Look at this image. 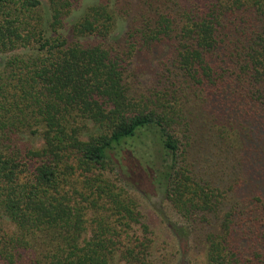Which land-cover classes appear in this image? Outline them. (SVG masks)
Returning <instances> with one entry per match:
<instances>
[{"label": "trees", "instance_id": "obj_1", "mask_svg": "<svg viewBox=\"0 0 264 264\" xmlns=\"http://www.w3.org/2000/svg\"><path fill=\"white\" fill-rule=\"evenodd\" d=\"M83 2L0 0V264H264V0Z\"/></svg>", "mask_w": 264, "mask_h": 264}, {"label": "rangeland", "instance_id": "obj_2", "mask_svg": "<svg viewBox=\"0 0 264 264\" xmlns=\"http://www.w3.org/2000/svg\"><path fill=\"white\" fill-rule=\"evenodd\" d=\"M41 1L44 6H47V0ZM93 2H95V0H84L82 7L73 15L71 20L75 17H78L82 12V9ZM71 20L67 23V26L69 25ZM125 30V23L120 22L116 32V37H122ZM2 57L3 56H0V63L4 59ZM152 194L153 193H151V195ZM151 195L149 196V204L151 206L149 205L150 207L145 212L147 215L144 218H146L147 221L151 222L154 231L158 234V236H160L159 241H162L164 239L170 241L172 240V231L168 230L167 224L170 223V221H172L173 219H177V217L171 211L164 210L165 203H162L163 198L160 194L154 193V195ZM156 245H159L157 244V241ZM159 246L161 247V244ZM181 248V252L175 264H204V242L202 240L197 239L192 243L187 242V240L186 242L182 241Z\"/></svg>", "mask_w": 264, "mask_h": 264}]
</instances>
